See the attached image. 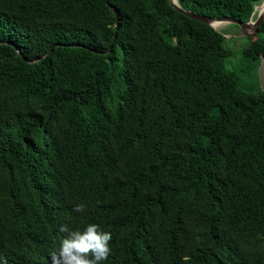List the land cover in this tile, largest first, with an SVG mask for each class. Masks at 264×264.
Listing matches in <instances>:
<instances>
[{
	"label": "trees",
	"instance_id": "obj_1",
	"mask_svg": "<svg viewBox=\"0 0 264 264\" xmlns=\"http://www.w3.org/2000/svg\"><path fill=\"white\" fill-rule=\"evenodd\" d=\"M263 1L178 3L248 22ZM109 2L118 29L107 0H0V264H51L60 226L89 224L112 235L101 264H264V22L252 91L226 32Z\"/></svg>",
	"mask_w": 264,
	"mask_h": 264
},
{
	"label": "clouds",
	"instance_id": "obj_2",
	"mask_svg": "<svg viewBox=\"0 0 264 264\" xmlns=\"http://www.w3.org/2000/svg\"><path fill=\"white\" fill-rule=\"evenodd\" d=\"M85 205L77 204L73 211L84 213ZM67 235L61 240L59 249L50 254L51 264H101L111 254L112 235L100 230L99 225L89 224L83 231H70L60 226Z\"/></svg>",
	"mask_w": 264,
	"mask_h": 264
},
{
	"label": "water",
	"instance_id": "obj_3",
	"mask_svg": "<svg viewBox=\"0 0 264 264\" xmlns=\"http://www.w3.org/2000/svg\"><path fill=\"white\" fill-rule=\"evenodd\" d=\"M168 1L179 12L183 13L184 15L188 16L189 18H191L193 20L206 23V24L210 25L212 28H214L213 27V23L214 22H217V23H220V24H234V25H237L240 28L241 35H244L245 37H254L259 32V27L264 22V10H263V12L258 13L256 19L253 20V16H254V14L256 12V6L254 8V12H253L252 17L250 18V20L248 22H241V21L236 20V19H233V18H211V17H207V16H204V15H197V14H194L193 12H191L189 10L183 9L179 5L178 0H176V1H174V0H168ZM107 4L110 7V9L116 15V20H117V27H116V29H118V27H119L118 26V22H119L118 10L116 9V7H114L112 4H110L109 0H107ZM262 4H264V1L260 5H262ZM217 31H219V30H217ZM224 36L226 38L228 37L226 34H224ZM115 39H116V35H114L113 41H115ZM4 43H7V42H4ZM58 46H60V45H58ZM68 46H81V45L74 44V45H68ZM15 48H16L17 53L20 54L19 48L18 47H15ZM111 48L112 47H109V49L107 51L102 52V53H109L110 50H111ZM51 50L52 49H50V51ZM50 51H48L43 57L37 58V59H34V60H29V59H26L24 57L23 58H24V60L26 62L33 63V62L39 61L40 59H42L45 56H47L50 53ZM257 74H258V79H259V83H260V88L264 92V54L260 56V63H259L258 68H257Z\"/></svg>",
	"mask_w": 264,
	"mask_h": 264
},
{
	"label": "rangeland",
	"instance_id": "obj_4",
	"mask_svg": "<svg viewBox=\"0 0 264 264\" xmlns=\"http://www.w3.org/2000/svg\"><path fill=\"white\" fill-rule=\"evenodd\" d=\"M258 13H255L253 20L256 19ZM220 32H226L227 40L226 46L231 50V54L224 59V67L226 70L237 74L240 78L241 86L244 85L248 90L255 91L258 89L257 80L252 73L250 75L242 73V68L245 64L243 59L244 48L249 44V38L241 35L240 28H237L234 24H225ZM258 75V74H257ZM259 83V79H258ZM260 87V83H259Z\"/></svg>",
	"mask_w": 264,
	"mask_h": 264
},
{
	"label": "bare ground",
	"instance_id": "obj_5",
	"mask_svg": "<svg viewBox=\"0 0 264 264\" xmlns=\"http://www.w3.org/2000/svg\"><path fill=\"white\" fill-rule=\"evenodd\" d=\"M174 1H176V0H174ZM263 10H264V4H262V5H258V6H256V12L255 13H261V12H263ZM224 26H226L225 24H220V23H217V22H214L213 23V27L216 29V30H220V29H222Z\"/></svg>",
	"mask_w": 264,
	"mask_h": 264
}]
</instances>
